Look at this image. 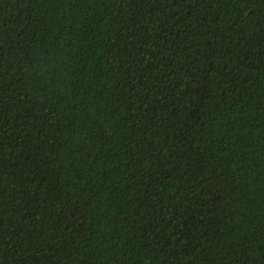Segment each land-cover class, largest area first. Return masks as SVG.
<instances>
[{"label":"trees","instance_id":"16d2710c","mask_svg":"<svg viewBox=\"0 0 264 264\" xmlns=\"http://www.w3.org/2000/svg\"><path fill=\"white\" fill-rule=\"evenodd\" d=\"M0 264H264V0H0Z\"/></svg>","mask_w":264,"mask_h":264}]
</instances>
